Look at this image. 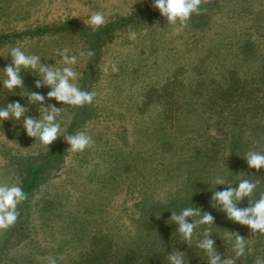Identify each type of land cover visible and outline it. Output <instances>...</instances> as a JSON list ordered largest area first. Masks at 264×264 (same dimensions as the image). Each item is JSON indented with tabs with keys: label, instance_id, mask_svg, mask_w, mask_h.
<instances>
[{
	"label": "rangeland",
	"instance_id": "obj_1",
	"mask_svg": "<svg viewBox=\"0 0 264 264\" xmlns=\"http://www.w3.org/2000/svg\"><path fill=\"white\" fill-rule=\"evenodd\" d=\"M96 12L106 17L100 29H109H101L105 33L94 43L81 30H58L100 32L88 24ZM135 14L145 17L124 23ZM45 27L52 30L33 33ZM2 34L11 38L0 41V108L19 102L26 116L40 120L54 105L61 136L47 147L27 135L23 117L0 121V183L18 184L20 161L28 157L61 143L63 153L57 162H45L21 207L23 240L6 247L10 230H0V264H48V257L76 264L92 246L88 239L104 233L137 250L139 260L157 241L162 264H170L171 243L183 237L171 220L178 207L200 209V216L186 218L189 223L203 213L214 217L198 223L193 234L210 225L228 233L229 218L212 199L214 191L247 179L257 184L253 201L264 193V168H250L245 158L249 151L264 153V0H205L184 25L168 23L152 0H0ZM14 47L49 67H72L78 73L73 83L97 93L93 103L80 107L48 98V86H35L38 69L22 68L23 87L5 88ZM64 50L76 56L74 65L63 63ZM30 92L45 101L30 102ZM77 132L90 135L92 147L71 152L64 136ZM218 178L227 184L216 185ZM249 202L245 197L237 207ZM236 226L238 234L249 227ZM248 240L264 245L263 238Z\"/></svg>",
	"mask_w": 264,
	"mask_h": 264
},
{
	"label": "clouds",
	"instance_id": "obj_2",
	"mask_svg": "<svg viewBox=\"0 0 264 264\" xmlns=\"http://www.w3.org/2000/svg\"><path fill=\"white\" fill-rule=\"evenodd\" d=\"M205 0H152V7L158 9L160 14L166 18L167 22L175 25L177 22L184 25L195 14H199L200 5ZM106 17L103 13L96 12L89 17L88 24L93 31L98 30L105 25ZM137 34L135 31L129 32V39L135 40ZM63 58L65 65H74L76 56H69L67 50L59 52ZM92 51L88 52V56H93ZM10 56L12 63L5 70L6 79L3 85L8 90H13L17 87H23V78L20 75L21 69H38L41 79L35 82V86H48L51 90L47 92L48 98H55L58 102L72 106H84L92 104L96 98L95 91L81 90L77 84L73 83L78 77V73L72 67L52 68L41 63V58L35 54H26L21 48L14 47L11 49ZM107 67L105 71H107ZM113 72H118L119 68L116 64L111 65ZM28 100L32 103L44 102L45 96L36 92L28 94ZM28 109L19 102L8 103L5 108H0V121L15 118L20 120L23 117V127L27 135L35 139H39L45 146H49L59 136H61V126L57 122V115L60 108L54 105L45 107V112L42 119L37 120L34 117L26 116ZM64 140L70 145L68 148L71 152H82L86 148L92 147L94 140L85 132H77L73 135L64 136ZM246 162L250 168L259 170L264 168V153L259 151H249L246 155ZM227 184L224 179L218 178L216 185ZM229 185V184H228ZM257 184L247 179L241 180L237 187H231L222 191H214L212 199L222 205L229 219L239 222L242 225H247L253 232L259 231L264 234V193L259 195V199L253 201L251 196L256 189ZM245 197L250 198L249 206L245 208L237 207V202ZM26 194L22 187L18 184L0 183V230H7L14 226L18 217L19 211L17 206L26 199ZM200 209L191 207L184 208L178 214L172 213L171 220L176 222L179 227V233L184 240L191 242L192 234L198 223L210 224L213 223L214 217L209 213H203L199 221L189 223L187 217L200 216ZM234 234V233H230ZM210 233L205 232V239L199 243V247L204 249L209 255V264H235L233 259L221 260V256L215 251V241L210 238ZM234 251L237 256L243 255L245 251L244 238L235 234ZM171 264H184L183 257L171 253L169 255ZM48 264H57L54 257H48ZM256 264H264V261L257 259Z\"/></svg>",
	"mask_w": 264,
	"mask_h": 264
},
{
	"label": "trees",
	"instance_id": "obj_3",
	"mask_svg": "<svg viewBox=\"0 0 264 264\" xmlns=\"http://www.w3.org/2000/svg\"><path fill=\"white\" fill-rule=\"evenodd\" d=\"M141 14H135L128 18V20L124 21L125 24H128L130 22L137 21L140 19ZM121 22H118L120 24ZM108 27H102L101 29L107 31ZM61 29H71V30H81L87 35H89L91 42H95L96 35L104 34L105 31H102L100 28L97 31V33H89L88 29L81 28H67V27H59L58 30ZM109 29V28H108ZM52 30L50 27L45 28H37L33 33H43L46 31ZM18 34H13V36H16ZM11 38V35L9 34H2L0 35V41L6 40ZM78 120V119H77ZM75 120L70 128L74 127L78 124V121ZM69 128V129H70ZM62 143L46 155H40L37 158H31L28 157L26 160L20 161V163H23L24 165L20 168V177L18 185H20L23 189V191L26 194V197L28 198L29 193L37 186L39 179L43 177L44 172L47 169L46 163L49 162H57L61 154L63 153ZM48 162V163H49ZM27 198L21 202L17 208L19 211V217L14 224V226L10 227L9 235L5 237L4 244L6 247H12L14 245H18L26 236L27 229L26 226L23 224V221L25 220L24 214H21V210L23 206H27ZM25 204V205H24ZM178 211H182L181 208H177ZM176 223V222H175ZM163 225V224H162ZM162 225L160 226L157 224L155 227L160 230L162 229ZM236 222L229 219V232L227 231H218L214 230L213 226L210 225L209 228L205 230H200L199 232H196L192 234L191 242L185 241L184 238H180L175 240L172 245L170 246V252L166 256L167 260L171 264L169 260V255L171 253H176L183 257L184 264H209V255L204 250L201 249L198 245L199 243L205 239V232L210 233V238L215 241L214 249L215 251L221 256V260L224 259H233L235 264H256L257 259H260L261 261H264V245L257 243V244H250L249 238L255 236L258 239L261 240V238L264 239V234L260 233L259 231L253 232L250 227L247 228L246 233L240 232L239 234L236 232ZM171 229V237H173L176 233L175 228ZM221 232V233H220ZM220 233V234H219ZM230 233H234L231 234ZM101 234L102 236H95L92 240L88 239V241H91V245L89 246L88 250L84 252V256L82 259L77 261L76 264H162L164 261V253L163 251H160V248L157 246L158 242L154 241L151 245V247L147 250L148 255L145 259L139 260L136 259L137 256V250L134 248L125 246L120 247L117 244V241H114L111 239V236ZM227 237H225V235ZM235 234H238L244 238L245 241V251L243 255L237 256L236 252L234 251V244H235ZM163 235L168 237L169 230L167 228V232H163ZM163 236V238H164ZM179 238V237H178ZM170 239V238H169ZM163 240V239H162ZM142 245V244H141ZM254 250V252H252ZM167 253V251H166ZM162 258V259H160ZM168 264V262H167Z\"/></svg>",
	"mask_w": 264,
	"mask_h": 264
}]
</instances>
